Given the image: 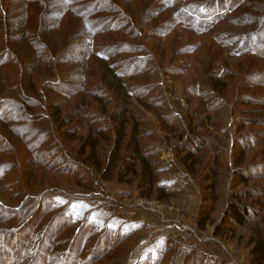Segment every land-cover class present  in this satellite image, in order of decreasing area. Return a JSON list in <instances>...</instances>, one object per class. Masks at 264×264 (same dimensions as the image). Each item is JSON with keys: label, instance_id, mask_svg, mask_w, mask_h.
<instances>
[{"label": "rangeland", "instance_id": "374dc122", "mask_svg": "<svg viewBox=\"0 0 264 264\" xmlns=\"http://www.w3.org/2000/svg\"><path fill=\"white\" fill-rule=\"evenodd\" d=\"M1 1L5 23L31 28L50 59L37 61L23 39L27 54L16 43V62L0 67V264H254L253 242L264 239V0H104L106 11L84 14L95 0L67 13L56 12L60 0ZM108 52L164 192L122 174L124 146L115 161ZM188 150L195 161L184 164ZM238 202L249 218L225 223Z\"/></svg>", "mask_w": 264, "mask_h": 264}, {"label": "trees", "instance_id": "16d2710c", "mask_svg": "<svg viewBox=\"0 0 264 264\" xmlns=\"http://www.w3.org/2000/svg\"><path fill=\"white\" fill-rule=\"evenodd\" d=\"M27 1H29V3H33V4L37 3L38 5H40L41 2H43L44 0H27ZM73 1L74 0H60V3L63 4V7L61 6L60 9L57 8L56 12L58 10H61L62 13H67V11H71L72 8L70 9L69 5ZM75 1L79 3V1H82V0H75ZM95 2H96L95 4H84L83 6H81L82 14L88 11L98 12L101 9L106 11V8L108 5L106 4V2H104V0H95ZM20 3L22 4V1ZM22 5L24 7V4ZM2 8H3L2 1L0 0V23L2 22V27L0 24V33L1 34L2 32L5 33L4 39L3 37L0 38V49H1L0 50V67L16 62L15 52L13 51L15 48L14 46L16 43H17V46H19V42L23 39L29 42L31 48L33 49L35 53V57L37 61H41V62L48 61L50 58L47 53V48L46 46L44 47L41 44L42 41L40 40V38H38L39 36H35L31 28L24 27L23 22L20 20H15V18L13 19L9 18L8 19L9 23L8 24L5 23L3 18H1V12L2 13L4 12ZM48 12H49L48 14L52 13L51 10H48ZM47 16L45 17V22H46ZM13 28L17 32H21V36H19L18 38L11 36V38L8 39L6 31L8 29L11 34V29ZM103 46H106V45H103ZM97 48L99 49L97 51L98 54H96L97 57H100L102 53L107 52V48L100 49L101 45L97 44ZM19 51H22L24 55L27 54V52L23 50L22 46H19ZM87 51L88 53H86ZM84 52L85 54L83 56L82 62L86 61L87 63L88 59L91 58L92 53L90 54L88 49L84 50ZM108 54L109 52L104 55L102 67L104 69V73H106V76L109 78L108 86L110 89H112L115 97L119 100V103H120L118 110L112 114V118L114 120L115 119L119 120L118 126H117L119 127V129L117 133V143H116V150H115V155H114L115 161L119 159L120 148L124 146L125 150L129 152L128 153L129 156H128V162H126L123 166L122 174L124 176H129L130 174H133V175L139 174L140 175L139 184L143 190L147 189L150 192L155 188L159 193L164 192V189L162 187L160 188L156 186V176H155L156 172L154 170L153 159L150 157V152H147L144 149V146L141 142V138L143 135L140 134V130H139L140 120H136L134 118L132 119L128 116L129 113L132 111V109L130 108V100L132 99V95L129 94L124 82H122L121 74L117 73L116 71H113L112 68L108 66V64L106 63L105 59ZM81 79L82 78H80V80ZM84 83H87V82L85 81ZM77 113H78V116H81L82 112H80V108ZM72 119L69 121H72ZM126 125L131 126L130 134L128 137L126 136V132H125ZM96 133L100 134V130ZM90 146H91V152L93 154L97 153L98 144L96 142H91ZM182 160L184 164H186L188 160L195 161L193 151L188 150ZM242 179L244 180V178ZM262 189L263 191H261L259 194L264 195V188ZM236 196L238 197V195ZM249 215H250V212L247 210L246 207H244V205L241 204V202H238L236 204L233 203L230 205L229 210L227 211L225 223L231 221L236 226H243L246 220L249 218ZM226 227L227 226H224V224L221 225L219 229L217 228L216 233L220 232L219 231L220 228L226 229ZM253 243H254V246L251 250V253L254 258V264H264V239L258 236V238ZM42 261L43 260H41V263Z\"/></svg>", "mask_w": 264, "mask_h": 264}]
</instances>
